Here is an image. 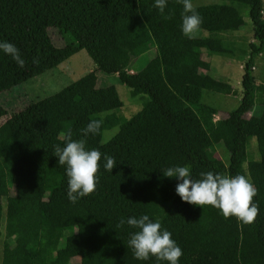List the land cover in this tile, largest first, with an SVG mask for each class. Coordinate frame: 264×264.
<instances>
[{
  "label": "trees",
  "instance_id": "trees-1",
  "mask_svg": "<svg viewBox=\"0 0 264 264\" xmlns=\"http://www.w3.org/2000/svg\"><path fill=\"white\" fill-rule=\"evenodd\" d=\"M155 0H0V42L20 50L24 68L0 50V92L57 66L84 49L97 68L117 74L141 108L129 118L114 112L122 106L113 85L98 86L95 74L78 78L58 91L30 102L0 125V264H167L151 257L137 260L128 246V218L147 214L159 220L183 251L179 264H264V113L249 119L255 104L264 106V85L253 74L264 51L263 0H220L196 5L202 30L237 32L238 11L252 24L249 53L242 65L238 105L221 113L200 103L198 90L237 93L233 86L200 69H209L204 54L226 52L224 40L209 35L186 38L181 30L183 6L168 0L164 15ZM170 16V19H165ZM69 39L56 46L49 28ZM137 47L131 48L129 44ZM153 48L155 57L139 72L125 69V54ZM38 63H33V58ZM6 111L0 107V116ZM91 119H102L101 134L84 137ZM118 125L106 143L102 132ZM86 139L88 150L102 153L94 194L76 203L68 199L66 167L58 164L54 146ZM63 134V135H62ZM259 157L248 159L249 137ZM228 151L215 155L214 144ZM114 158L112 172L103 156ZM189 166L193 180L201 172L245 175L258 190L255 223L225 219L211 206L182 201L180 182L165 177L169 167ZM5 200V201H4ZM121 219L125 224L119 227ZM4 222V233L1 225Z\"/></svg>",
  "mask_w": 264,
  "mask_h": 264
},
{
  "label": "clouds",
  "instance_id": "clouds-1",
  "mask_svg": "<svg viewBox=\"0 0 264 264\" xmlns=\"http://www.w3.org/2000/svg\"><path fill=\"white\" fill-rule=\"evenodd\" d=\"M183 6L181 30L188 39H197L202 31L203 18L194 4V0H178ZM168 0H155L156 7L164 15ZM165 16V19H170ZM0 50L10 56L18 67L24 68L26 61L15 44L2 41ZM33 58V63H38ZM102 119H91L84 127V137L101 134ZM63 135V134H62ZM107 140L102 141L106 143ZM86 139L73 140L71 130L67 133L65 146H54V153L58 157V164L66 167L68 177V199L76 203L80 198L95 193L100 176V161L102 153L97 149L88 150ZM104 168L112 172L116 166L114 158L104 155ZM165 177L176 178L180 182L176 186V193L182 201L191 205L211 206L218 209L225 219L235 217L244 225L255 223L259 216V206L254 202L258 190L251 179L245 175L228 176L201 172V179L193 180L189 166L169 167L163 170ZM126 223L138 231L130 235L128 246L133 250L137 260L147 261L155 257L157 261H166L167 264H179L183 256L182 249L172 238L171 232L162 230L159 220L152 222L147 214L139 218H128ZM125 224L121 219L119 227Z\"/></svg>",
  "mask_w": 264,
  "mask_h": 264
},
{
  "label": "rangeland",
  "instance_id": "rangeland-1",
  "mask_svg": "<svg viewBox=\"0 0 264 264\" xmlns=\"http://www.w3.org/2000/svg\"><path fill=\"white\" fill-rule=\"evenodd\" d=\"M219 1L220 0H194V4L196 6ZM238 13L242 18V24L240 25L239 31L226 32L202 30L199 34L209 35L213 38L224 40L229 48L226 52H221V54H204V58L210 62V68L207 70L201 68L200 72L202 74L209 73L214 78L230 83L237 91L235 95H232L198 90L197 97L200 103L217 108L218 112L213 114L214 120H217L221 113H227L234 109L238 105L241 96L240 79L243 70L242 65L249 53L248 44L252 39L253 29L248 12L246 10H240ZM48 33L56 46H64L69 42V39L62 36L57 28H49ZM129 47L134 48L137 47V45L131 43L129 44ZM154 57L155 50L153 48L143 49V52L137 56H129L125 54L124 59L126 60V65L124 67L129 72H139ZM91 73L95 74L98 86L113 85L123 103L122 106L118 108L101 113V116H104L106 113L114 112L121 118H129L140 110L141 104L131 98L129 87L121 82L117 74H108L99 70L87 52L84 49H81L59 63L57 66L25 81L22 84L0 92V107L6 111L0 116V125L13 113L23 109L30 102L50 95L72 81ZM253 74L256 83L264 85V51L255 59ZM263 113L264 106L255 104L251 111L246 114V117L249 119L259 118ZM118 127V125H115L110 129L103 130L101 142L109 140L118 131ZM212 151L227 163L228 151L223 145L217 143L214 144ZM247 157L248 159H257L259 157L256 139L253 136L249 137ZM1 229L4 233V222H2ZM3 239L4 234H2L0 240V262L2 257ZM69 264H78V260L71 261Z\"/></svg>",
  "mask_w": 264,
  "mask_h": 264
}]
</instances>
